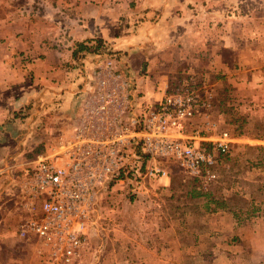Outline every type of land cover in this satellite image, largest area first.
<instances>
[{
    "label": "rangeland",
    "instance_id": "374dc122",
    "mask_svg": "<svg viewBox=\"0 0 264 264\" xmlns=\"http://www.w3.org/2000/svg\"><path fill=\"white\" fill-rule=\"evenodd\" d=\"M13 4L37 6L38 0H0L3 16H9ZM189 5L194 17L170 51L178 64L169 87L193 88L210 106L187 128L200 129L204 135L225 130L231 137L251 130L264 132L257 122L248 123L251 113L244 104L251 101H239L251 99L258 90L264 98V74L240 88L235 82L236 75L246 77L248 67L264 69V0H189ZM237 34L242 36V42L236 43L240 60L235 59L232 48ZM28 110L18 109V123L5 124L0 140V264H44L39 255L41 244L17 235L23 207L21 188L36 154L57 145L64 125L49 118L56 116L50 110L45 112V138L38 124L29 137ZM252 115L264 119V112ZM234 143L237 151L230 149L217 158L215 176L209 180L190 176L176 160L164 157L153 163L169 176L166 186L164 179L150 177H141L135 184L134 174L122 184L106 182L98 190L93 223L88 227V249L80 264H218L217 257L212 260L207 252L214 235L203 232L206 224L216 222L208 209L224 208L225 195L237 208H245L250 196L264 200V148ZM251 166L254 171H249ZM255 255L252 262L247 256L237 264H264V258Z\"/></svg>",
    "mask_w": 264,
    "mask_h": 264
},
{
    "label": "crops",
    "instance_id": "0c3cea01",
    "mask_svg": "<svg viewBox=\"0 0 264 264\" xmlns=\"http://www.w3.org/2000/svg\"><path fill=\"white\" fill-rule=\"evenodd\" d=\"M191 10L189 0H38L37 6L13 4L9 16L0 11V140L5 124L18 123V109H30L29 137L38 124L45 138V112L52 110L56 116L49 118L64 125L59 135L69 138L94 87L97 65L107 57L129 81L125 113L145 111L167 86L172 87L178 59H172L176 55L170 51L190 26ZM240 41L242 36L235 35L232 48L239 60L236 43ZM262 74L264 69L248 67L246 77L236 75L235 82L240 88ZM256 94L239 101H251L244 104L251 113L248 123L257 122L262 129L264 119L252 115L264 112L263 95ZM217 133L206 135L213 139ZM235 141L264 148V132L251 130L232 137L233 151H237ZM254 169L251 166L249 171ZM159 179H164V186L171 181L169 176ZM222 201L224 208L207 211L216 222L203 228L204 235H214L207 250L212 260L217 257L218 264H237L248 256L252 262L256 253L263 260L264 200L247 197L245 208L235 207L227 195Z\"/></svg>",
    "mask_w": 264,
    "mask_h": 264
},
{
    "label": "built area",
    "instance_id": "2783aa9c",
    "mask_svg": "<svg viewBox=\"0 0 264 264\" xmlns=\"http://www.w3.org/2000/svg\"><path fill=\"white\" fill-rule=\"evenodd\" d=\"M94 87L69 138L36 154L22 184L17 235L38 241L44 264H80L89 244L88 227L99 188L125 183L133 175L168 176L153 159L170 157L195 178H214L217 158L227 155L232 137L210 139L190 122L209 108L190 87H166L139 114L125 113L129 81L109 57L98 63ZM213 130V128H210Z\"/></svg>",
    "mask_w": 264,
    "mask_h": 264
}]
</instances>
